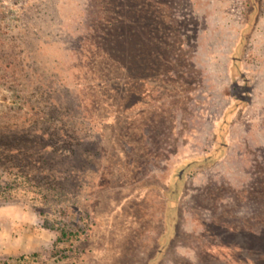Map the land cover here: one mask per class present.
Instances as JSON below:
<instances>
[{"label":"rangeland","instance_id":"374dc122","mask_svg":"<svg viewBox=\"0 0 264 264\" xmlns=\"http://www.w3.org/2000/svg\"><path fill=\"white\" fill-rule=\"evenodd\" d=\"M135 1L130 10L148 16L163 57L152 58L144 119L135 120L132 109L131 121H122L135 96L126 100L111 84L116 96L105 105L113 108L99 111L121 122L112 129L119 137L108 140L107 122L89 106L95 83L83 57L100 0H0V125L20 133L15 126L27 116L26 126L38 129L36 100L44 97L43 112L47 104L51 110L45 125L60 121L89 135L88 149L96 151L85 157L81 205L67 176L59 187L78 199L59 203L32 193L43 183L37 172L34 185L18 189L1 176L0 260L35 254L37 264H264V0ZM77 91L87 119L75 109ZM17 154L16 165L30 171ZM100 168L111 174L98 178L92 171ZM62 224L81 230L67 250L74 261L53 260Z\"/></svg>","mask_w":264,"mask_h":264},{"label":"trees","instance_id":"16d2710c","mask_svg":"<svg viewBox=\"0 0 264 264\" xmlns=\"http://www.w3.org/2000/svg\"><path fill=\"white\" fill-rule=\"evenodd\" d=\"M134 1L100 0V9L94 14L92 19L93 29H91L87 41L83 42V45L87 47L86 56L83 57L87 62L89 61L88 73L91 79H94L95 83L92 84L93 95L91 94L95 99L89 106L94 108L93 111L97 110V115L101 114V121L107 122L104 134L108 140L109 138L114 140L119 137L118 131L112 129L121 122L118 115L104 112L106 116L102 117L103 115L99 111L103 109L102 107L113 108V104L105 105L107 101L111 98L115 99L116 96V91L111 87V84H115L117 89L118 87L123 88L126 100L135 96L134 101L127 103L124 109V112L127 113H124L122 121L125 120L128 123L131 121L128 112L129 110L132 111V109L135 110L134 114L131 113L135 120L144 119L147 117L146 109L148 106V88H145L147 85L146 82L149 74L154 72L152 68V64L156 62L154 59L159 60L160 57H163L161 52L157 51V48H153L151 27L146 25L145 21L148 16L137 15V12L130 10L133 6L139 7V4ZM144 21L145 23H143ZM149 42H152V45L148 44ZM121 74L122 83L116 84L115 82L120 79L119 76ZM137 85L142 87L140 91H137ZM94 88L96 90H93ZM84 94L90 97L89 93L84 92ZM104 95H107L108 98L105 99ZM76 96H78L79 101L76 105L74 104L75 109L81 110L80 117L82 119H87L85 117L86 103H84V97H82L79 91L76 92ZM66 98L69 99L68 97ZM40 101L45 102V104L47 103V99H44V97L40 98ZM41 102L36 100L40 108L39 115L37 116L39 119L38 123L40 124V127H38L39 130H33V128H28L30 126H26L25 122L29 118L27 116L26 120H23V125L15 126L16 129L21 131L20 133L11 132L10 134L6 131L7 129H11L10 127L0 125V179L6 173L11 176L4 183L6 187L8 186L10 189H18L20 185L29 187L37 182L34 178V174L37 172L41 174L39 178L43 179V183L41 184L42 187H37V190L32 191V193L36 197L41 195L40 197L44 200H47V197H49L59 203L66 196H69L72 200L78 199L77 191L69 192L66 187H59L61 183L58 181L61 180L65 184L69 182L65 180L67 178H63L67 176L72 179L71 183L73 186L78 187V202L81 205L84 203L83 200H80V191L83 187L81 184L86 179L85 172L87 170L85 157H90L89 159L93 158L96 151L93 150V152H90L88 149L89 135H81L79 132L73 131L63 124L61 125L59 123L60 121L56 122L52 128L48 127V124L45 125L44 121L48 123L51 120V110L49 104H47L43 112ZM87 114H89L88 118L90 116L96 117L95 112H88ZM140 115L143 117H140ZM138 116L140 118H136ZM127 122L125 123L127 124ZM146 122L144 121L140 124V134L141 127ZM129 131V128H127L125 133ZM104 134L102 132L105 138ZM126 136L128 134H123V137ZM65 140H69L71 143L65 146ZM108 144L109 142L106 140L105 145L107 146ZM110 150L112 152L109 154H116L115 149L110 147ZM14 153L16 154L13 155ZM17 153L23 154L25 157L23 158L26 160L24 167L26 165L31 166L32 169L30 171L24 172L20 166L16 165L17 160L14 157L18 155ZM54 166H56V169ZM108 166L113 167V164L109 163ZM104 168H107V166L105 165ZM104 168L95 169L92 172L96 176L99 175L98 178L103 177L104 173H107L109 176L111 174L109 169L105 170ZM107 180L111 179L109 178ZM42 188L43 191L40 190ZM55 188L59 189L58 192H52ZM70 204L73 205L74 203L71 202ZM61 226L53 242L54 255L56 254V256H53V260L60 262L71 259L70 261H74V258L68 257L67 250L79 238L78 236L81 234V230H69L70 227H65V224ZM36 256L35 254L20 255L18 257L0 260V264H37L39 260H37Z\"/></svg>","mask_w":264,"mask_h":264}]
</instances>
